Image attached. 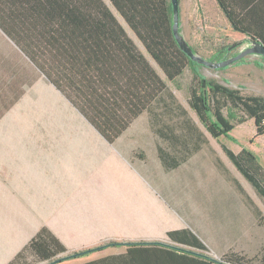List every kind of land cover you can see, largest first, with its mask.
I'll return each mask as SVG.
<instances>
[{"label":"trees","instance_id":"1","mask_svg":"<svg viewBox=\"0 0 264 264\" xmlns=\"http://www.w3.org/2000/svg\"><path fill=\"white\" fill-rule=\"evenodd\" d=\"M107 1L127 29L104 0H0V31L108 143L116 142L144 112L152 115L159 109L168 114L176 106L184 117L181 123L184 135L177 138L159 134L170 147L182 150L193 142L192 151L182 158L168 159L166 152L158 148L165 170L178 168L192 152L199 150L200 142L208 143L198 125L176 103L167 85L168 82L178 87L186 70L194 80L188 104L213 139L229 138L234 122L247 119L253 120L255 137L264 135V97L241 94L200 73L202 66L180 50L173 36L170 0ZM218 2L223 6L222 0ZM224 16L233 32L258 42L256 35L242 27L240 15L224 12ZM230 47L214 49L207 60L225 61ZM224 152L264 200V163L260 164L245 148L237 153L224 148ZM252 205L260 216L258 207ZM166 236L172 244L109 241L68 252L50 229L42 227L8 264H28L29 257L34 263L60 264L119 247H125L126 251L81 264H264V244L252 258L230 251L216 260L205 254L208 249L193 230H171Z\"/></svg>","mask_w":264,"mask_h":264},{"label":"rangeland","instance_id":"2","mask_svg":"<svg viewBox=\"0 0 264 264\" xmlns=\"http://www.w3.org/2000/svg\"><path fill=\"white\" fill-rule=\"evenodd\" d=\"M193 2L194 0H181L179 16L180 29L190 45L200 54L208 56L214 49L238 43L239 38L231 31L210 27L215 15L213 12L205 14L207 19L204 23L208 27L201 26V22L195 19ZM216 23L221 24L217 21ZM202 37H206L205 41ZM140 50L144 53L141 45ZM251 57L249 59L247 55L232 65L217 69L202 67L200 73L208 79H215L221 85L237 89L241 94L264 97L262 71L264 62L255 55ZM147 58L158 74L165 79L153 60L148 56ZM207 59L205 57V60ZM193 81L191 73L186 70L178 81V87L167 82L176 103L187 112V117L198 125L208 139V143L200 142L199 150L192 152L178 168L165 170L158 153V148H161L168 155V159H177L189 155L188 153L192 151L193 142H189L188 148L182 150L181 147H170V143L159 134L174 135L177 138L184 135L181 126L184 117L179 114L176 106L173 107V112L168 114L162 113L163 111L159 109L152 115L144 112L133 120L116 143L120 153L127 155L125 159L136 176L135 181L142 179L140 182H148L149 185L155 186L158 199L170 205L171 215L177 217L175 211H181L182 224L195 234L206 237L207 241L204 243L208 251L205 254L212 259L220 260L224 254L232 251L252 258L264 244V200L231 164L224 148L234 153L245 148L263 164L264 135L255 137L253 120L247 119L242 123L234 122L235 128L229 138L213 139L199 123L195 112L188 104ZM4 136L106 141L0 31V137ZM0 181V197L6 199L7 196L13 195L15 199L23 200L22 191H9L11 185H8L7 175H0ZM114 181L115 179L112 182L111 202L109 205H103V210L107 211L110 217L106 221L109 234L101 239V242L86 249L109 241H160L172 244L166 235L155 240H151L145 234L140 237L116 235V231L121 229L139 232L137 229L139 226L128 222L119 223L112 218L115 213H135V207L138 206L136 202L140 201L142 195L136 193L140 190L138 185L140 182L133 185L130 176L119 179L118 183ZM113 193L117 196L113 197ZM4 202H0V230L12 225L5 217L15 214L11 208H6ZM251 202L258 207L260 216L255 213ZM31 212L30 220H34V224L29 226V235L35 231L38 221L37 210ZM144 228L141 227L140 231H144ZM158 230H162L161 227ZM125 251V247L107 248L102 252L66 260L60 264H81ZM27 263L40 264L34 263L31 257L27 259Z\"/></svg>","mask_w":264,"mask_h":264},{"label":"crops","instance_id":"3","mask_svg":"<svg viewBox=\"0 0 264 264\" xmlns=\"http://www.w3.org/2000/svg\"><path fill=\"white\" fill-rule=\"evenodd\" d=\"M104 1L126 27L109 2ZM222 2L223 6L218 0H194L196 21L207 28L205 14L215 13L210 27L231 31L239 38L238 43L244 50L250 47L251 41L245 34L233 32L224 12L240 15L242 27L256 35L258 42L264 45V0ZM180 34L183 36L182 30ZM205 38L202 37L204 41ZM210 54L206 58H210ZM255 57L264 62L261 56ZM248 58H252L251 55ZM262 71L264 73V68ZM118 148V143L103 140L0 137V175H7L10 192L22 191L24 194L23 200L15 199L13 195L6 199L0 197V202L5 201L6 208L15 213L5 217L12 225L0 230V264H8L42 227L50 229L68 252L85 250L108 236L106 221L110 217L103 205L111 202L113 180L118 183L119 179L130 176L133 185L142 180L135 181L136 176L125 159L127 155L120 153ZM138 185L140 190L136 193L142 197L136 202L135 213H115L112 219L135 224L139 226V232L121 229L116 235L140 237L145 234L155 240L171 230L186 228L180 220L182 212L176 210L177 217L171 215L170 205L158 199L155 186L148 182ZM116 196L113 193V197ZM34 210H37V227L29 235V226L34 224V220H30ZM141 227L146 229L141 232ZM160 227L162 230H158ZM197 236L203 243L207 241L206 237Z\"/></svg>","mask_w":264,"mask_h":264},{"label":"water","instance_id":"4","mask_svg":"<svg viewBox=\"0 0 264 264\" xmlns=\"http://www.w3.org/2000/svg\"><path fill=\"white\" fill-rule=\"evenodd\" d=\"M179 0H170V4L172 6L173 10V36L180 48V50L193 62H196L200 64L202 67H207V68H221L225 67L228 65H232L234 62L242 59L245 56L249 55H258L261 56L264 59V45L261 44L260 42H251L250 47L245 48L243 51L239 52L238 55L235 57H230L226 59L225 61H222L220 63L212 62L205 60L201 58L199 55L195 54L193 52V49L188 45V43L185 41L183 36L180 34L181 32L179 31Z\"/></svg>","mask_w":264,"mask_h":264},{"label":"flooded vegetation","instance_id":"5","mask_svg":"<svg viewBox=\"0 0 264 264\" xmlns=\"http://www.w3.org/2000/svg\"><path fill=\"white\" fill-rule=\"evenodd\" d=\"M241 51H243V50L241 49L240 44L239 43H236L235 45H233L232 47H230L227 52H228L229 58L230 57L233 58L236 55H238V53L241 52Z\"/></svg>","mask_w":264,"mask_h":264}]
</instances>
